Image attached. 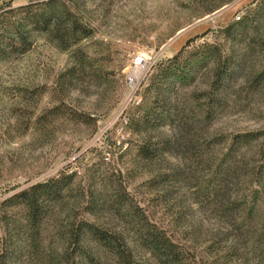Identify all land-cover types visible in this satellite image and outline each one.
<instances>
[{
    "label": "trees",
    "instance_id": "16d2710c",
    "mask_svg": "<svg viewBox=\"0 0 264 264\" xmlns=\"http://www.w3.org/2000/svg\"><path fill=\"white\" fill-rule=\"evenodd\" d=\"M251 5L215 31L223 38L221 42L199 41L204 34H195L172 56L153 63L143 100L129 106L121 120L130 136L136 135L122 141H128L122 154L116 152L122 164L124 157L134 163L147 162L179 150L181 136L154 139L150 135L158 126L150 121L151 106L160 99L163 122L178 117L183 128L193 129L194 119L190 121L183 111L172 107L165 92L176 82L190 80L210 62L212 90L197 119L199 123L212 120L224 109L240 67V57L229 45L247 27L258 34L260 26L255 19H264V0H253ZM81 8L80 0H32L16 6L12 1L2 3L0 63L24 53L36 34L69 53L73 65L84 62L83 40L93 35V29L81 18ZM70 69L56 76L55 86L67 85ZM262 81L264 71L256 74L253 83ZM59 116L78 124L97 121L63 100L39 114L33 124L40 129ZM112 144L107 142L106 148L100 149L96 172L80 175L67 165L41 180L29 178L24 184L5 185L0 192V264H264L258 260L264 259V127L232 134L209 172L195 179V205L210 206L216 213L214 228L202 239L197 224L184 226V231L176 228L184 218L177 204L160 201L170 210L171 226L152 217L128 189L124 166L118 164L113 152L111 157L105 155ZM252 144L256 148L250 151ZM169 172L170 182L179 179L176 170ZM162 178L163 174L156 173L142 183L153 189Z\"/></svg>",
    "mask_w": 264,
    "mask_h": 264
},
{
    "label": "rangeland",
    "instance_id": "374dc122",
    "mask_svg": "<svg viewBox=\"0 0 264 264\" xmlns=\"http://www.w3.org/2000/svg\"><path fill=\"white\" fill-rule=\"evenodd\" d=\"M7 1L16 6L32 0H0V5ZM252 1L80 0V16L93 29V35L83 40L87 57L84 62L73 65L69 53L36 34L24 53L0 63V192L5 185L24 184L29 178L32 182L41 180L67 165L80 175L96 172L100 149L106 148L107 142L115 145L105 155L111 157L113 152L118 159L128 144L122 141L132 136L121 120L126 118L129 106L143 100L153 63L172 56L195 34H204L199 41L221 42L223 38L215 31L237 14L247 12ZM255 22H259L258 34L247 27L229 45L240 57V67L224 109L215 113L212 120L199 123L197 119L212 90L210 62L190 80L176 82L165 92L172 107L179 113L183 111L190 121L194 119L193 129L183 128L178 117L173 122L170 118L163 122L160 99L151 106L150 121L158 126L150 135L154 139L181 136L179 150L147 162L134 163L124 157L122 164L118 159V164L124 166L128 189L152 217L171 226L170 210L160 201L177 204L184 218L176 228L184 231V226L197 224L200 239L214 228L216 213L210 206L195 205V179L209 172L210 164L224 151L232 134L264 127V81L253 83L256 74L264 71V19L256 18ZM142 54L147 55L148 62H154L145 74L136 71L140 83L132 92L128 80L135 74L133 60ZM68 68L67 85L55 86L56 76ZM63 100L72 108L95 116L96 123L78 124L67 116H59L40 129L33 124L39 114ZM255 148V144L249 146L250 151ZM171 169L176 170L178 180L170 182ZM156 173L163 174V178L153 189L142 183ZM167 189L161 199L159 195ZM157 190L161 192L157 194ZM259 259L264 262L262 257Z\"/></svg>",
    "mask_w": 264,
    "mask_h": 264
},
{
    "label": "built area",
    "instance_id": "2783aa9c",
    "mask_svg": "<svg viewBox=\"0 0 264 264\" xmlns=\"http://www.w3.org/2000/svg\"><path fill=\"white\" fill-rule=\"evenodd\" d=\"M153 62L154 60L148 62L146 54H142L141 56H136L133 60V67L136 68V70L133 71V74L138 70L140 72L143 71V73L145 74ZM139 83H140V78H138L137 75L135 76L130 75L128 80V86L132 90V92H134L137 89Z\"/></svg>",
    "mask_w": 264,
    "mask_h": 264
},
{
    "label": "bare ground",
    "instance_id": "6f19581e",
    "mask_svg": "<svg viewBox=\"0 0 264 264\" xmlns=\"http://www.w3.org/2000/svg\"><path fill=\"white\" fill-rule=\"evenodd\" d=\"M136 75V72H135V74H134V76Z\"/></svg>",
    "mask_w": 264,
    "mask_h": 264
}]
</instances>
